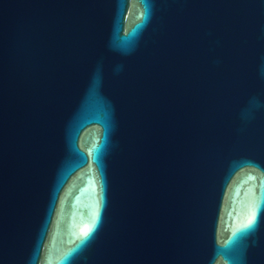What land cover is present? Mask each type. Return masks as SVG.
I'll return each instance as SVG.
<instances>
[{"label": "water", "instance_id": "1", "mask_svg": "<svg viewBox=\"0 0 264 264\" xmlns=\"http://www.w3.org/2000/svg\"><path fill=\"white\" fill-rule=\"evenodd\" d=\"M0 264H264V0H0Z\"/></svg>", "mask_w": 264, "mask_h": 264}, {"label": "clouds", "instance_id": "2", "mask_svg": "<svg viewBox=\"0 0 264 264\" xmlns=\"http://www.w3.org/2000/svg\"><path fill=\"white\" fill-rule=\"evenodd\" d=\"M257 107H259V105H257Z\"/></svg>", "mask_w": 264, "mask_h": 264}]
</instances>
